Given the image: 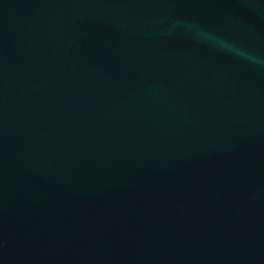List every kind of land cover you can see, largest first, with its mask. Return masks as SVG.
<instances>
[{"label":"water","instance_id":"water-1","mask_svg":"<svg viewBox=\"0 0 264 264\" xmlns=\"http://www.w3.org/2000/svg\"><path fill=\"white\" fill-rule=\"evenodd\" d=\"M0 264H264V0H0Z\"/></svg>","mask_w":264,"mask_h":264}]
</instances>
